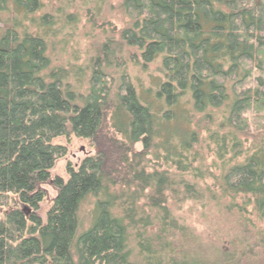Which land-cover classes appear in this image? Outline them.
<instances>
[{"label": "trees", "instance_id": "1", "mask_svg": "<svg viewBox=\"0 0 264 264\" xmlns=\"http://www.w3.org/2000/svg\"><path fill=\"white\" fill-rule=\"evenodd\" d=\"M44 1L0 0V264H264V0H122L85 96L49 55L76 0ZM108 56L159 61L154 101Z\"/></svg>", "mask_w": 264, "mask_h": 264}, {"label": "rangeland", "instance_id": "2", "mask_svg": "<svg viewBox=\"0 0 264 264\" xmlns=\"http://www.w3.org/2000/svg\"><path fill=\"white\" fill-rule=\"evenodd\" d=\"M76 0L73 7H67L65 2L53 3L55 8L64 9L61 10L60 15L57 16L54 13V24L49 27V30L58 31V34L53 40V44L50 47L49 55L52 59V67L60 70L61 76L67 74V78H64L66 83H70L76 88L82 95H86L88 89V80L92 74L91 62H94L99 55L103 45L111 37L118 38V31L124 27L122 18L118 13L112 12V6H118L122 0ZM91 2H93L91 4ZM45 9L42 14L50 13L45 0ZM97 12L96 14H94ZM70 13L78 16L76 23L67 24L63 20V14ZM96 15V16H95ZM110 21V23H108ZM118 47V46H115ZM113 47L112 49L117 50ZM113 56H108V62L105 63L106 67H103L105 73L114 80V88H118L120 78L123 75L131 78L135 84L137 91L144 101H154V97L147 93L149 90L157 88L163 78L160 74V63L149 65L147 68L142 69L136 65L135 62L126 60V64L121 59L117 60L113 66ZM119 54L116 56L118 59ZM125 60V57L123 58ZM119 65V66H118ZM164 81V80H163ZM62 142L68 147L67 157L58 162L53 174L65 178V168L67 163L71 162L75 165L93 155L95 152L90 146V142L86 140H80L73 138L71 142H66L62 139ZM47 191V200L41 206V215L44 216L46 210L50 206L51 201L56 196V191L49 185L45 187ZM0 213L2 209L0 208ZM94 213V200L89 199L82 205L80 210L81 229L86 231L90 228L93 221ZM81 232V230L79 231Z\"/></svg>", "mask_w": 264, "mask_h": 264}]
</instances>
